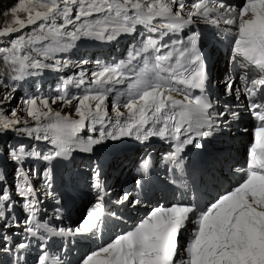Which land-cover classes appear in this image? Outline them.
Here are the masks:
<instances>
[{
	"label": "snow or ice",
	"instance_id": "obj_1",
	"mask_svg": "<svg viewBox=\"0 0 264 264\" xmlns=\"http://www.w3.org/2000/svg\"><path fill=\"white\" fill-rule=\"evenodd\" d=\"M3 14L11 20L0 27V255L9 259L0 264H27L34 244L36 264H71L66 257L75 238L100 240L111 219L124 220L107 204L143 203L127 191L112 200L103 165L93 162L96 202L78 225L41 219L45 197L61 204L56 168L73 153L94 154L123 138L175 141L166 159L187 186L181 155L186 146L201 148L200 140L241 119L228 102L217 108L208 91L212 80L202 49L221 37L229 38L234 65L246 70L242 88H234L231 76L223 81L224 95L239 99L243 93L246 104L239 107L255 122L244 166L234 169L232 185L204 207L194 199L157 205L79 264H264V0H16ZM121 36L142 37L126 59L67 56L82 40L108 43ZM92 63L89 71L85 66ZM68 68L79 71L62 78L55 94L21 96L12 105L22 81ZM194 90L199 94L193 96ZM55 104L69 112L62 114ZM85 129L88 135L81 136ZM36 142L51 147L45 152ZM34 160L47 162L42 191L32 181L36 169L27 167ZM9 162L15 175L6 190ZM150 166L144 158L141 178ZM60 179L71 183L74 177ZM16 197L23 201L19 209ZM19 212L23 218L13 219ZM60 213L56 208L57 219ZM57 237L64 241L63 255L47 250Z\"/></svg>",
	"mask_w": 264,
	"mask_h": 264
},
{
	"label": "rangeland",
	"instance_id": "obj_2",
	"mask_svg": "<svg viewBox=\"0 0 264 264\" xmlns=\"http://www.w3.org/2000/svg\"><path fill=\"white\" fill-rule=\"evenodd\" d=\"M134 42H138L139 43V41H140V37H137V38H135L134 40H133ZM87 46L85 47V49L87 50L86 51V54H88V52H90V50H92V49H94L93 47H90V45L89 44H86ZM96 46H97V44H96ZM131 50V49H130ZM97 54H98V56H99V59L100 60H104L105 58H106V56H105V54L104 53H99V52H97ZM126 57H127V55H126ZM90 66L91 67H93L94 65H93V63L92 64H90ZM65 70H67V72L68 73H65V71L63 72V73H59V74H57V73H52V72H48L49 73V75H50V80H51V82H53V83H55V82H59L60 83V80L63 78V79H67L68 77H71V76H73L76 72H78L77 71V68H68V69H65ZM67 74V75H66ZM40 80V79H39ZM39 80H37L38 81V85H37V81L35 80V86L33 87V88H31L30 89V94L27 92V90L26 89H23L20 93H19V95H18V97H17V99H14L13 101H12V105L13 106H15L16 105V103H17V101H18V99L21 97V96H26V95H34V94H40V93H42V90H47V88L48 87H44L43 85H41V86H39ZM52 83V84H53ZM21 88H23V87H21ZM48 93H46V95H47ZM110 100H111V98H110ZM109 112H111V104H109ZM53 108L55 109V110H59V111H61L62 112V114H66V113H68L69 112V108L67 107V106H63V107H61V105L60 104H55V105H53ZM14 141L13 140H11V139H9L8 140V143L9 144H11V143H13ZM40 149L41 148H43V146H38ZM45 152H47V150L45 151ZM40 163H44V164H40ZM92 164H93V162H84L83 164H82V168H83V171H80L79 169L77 170V174L76 175H74L73 177H74V179H73V181L71 182V184H64V187H65V189L68 191V192H70V191H75L76 193H79L78 191H80L81 193H80V195H83L84 197H85V195H84V193L85 192H87V193H91L92 192V190H90V188L87 186V183H82V181L81 180H79V178H77L78 177V174H80V173H88V174H90V178L92 179ZM10 165V166H9ZM12 164H11V162H9L8 163V165H7V173H8V180H7V183H6V190H10V188L8 187V186H10V185H12L13 184V180H14V175H15V167H13V166H11ZM46 165H47V162H45V161H43V160H34V161H30L29 163H28V167L29 168H35L36 169V171H37V173H38V175H35V177H36V186L38 187V189H40L41 191L43 190V187H44V185H43V180H44V177H43V171H44V169L46 168ZM123 170H124V168L123 167H121ZM56 170H57V168H56ZM68 176H69V174H68ZM67 176V177H68ZM104 176V175H103ZM102 176V179H103V181H104V183H105V180H106V178H107V174H105V178ZM120 176V173H118V174H116V175H114V177H113V171L109 174V180H110V182H109V185H110V183H111V181H113V180H118V177ZM66 177V178H67ZM57 185H58V179H57ZM121 185H123V183L121 184ZM59 188H57V190H58ZM59 191V190H58ZM16 200H17V205H16V208L17 209H19L20 208V205L23 203V201H21L20 200V198L19 197H16ZM44 204H50V207L48 208V210L49 211H51L53 214H56V208H58V207H60V205H62V201H61V204L60 205H56L55 204V202L54 201H52L51 199H49V198H47V197H45L44 198V202H43ZM18 216H21V219L23 218V216H24V213L23 212H19V213H17V215L15 216V218L14 219H16Z\"/></svg>",
	"mask_w": 264,
	"mask_h": 264
},
{
	"label": "trees",
	"instance_id": "obj_3",
	"mask_svg": "<svg viewBox=\"0 0 264 264\" xmlns=\"http://www.w3.org/2000/svg\"><path fill=\"white\" fill-rule=\"evenodd\" d=\"M16 3V0H0V27H3V26H5V24L7 23V22H9L10 20H11V16L10 15H8V16H6V15H4L3 13L4 12H6L12 5H14ZM28 30L27 29H25V32H27ZM75 48L70 52V53H68L67 54V56L68 55H70L71 57H73L74 55H75ZM69 57V56H68ZM44 75V74H43ZM32 78H34V77H29V78H27L26 80H24V81H22L21 82V84H23V85H25V84H28V82L32 79ZM44 84H45V82H44ZM29 85V84H28ZM30 86V85H29ZM56 88H57V86H55ZM20 89V88H19ZM19 89H18V91H19ZM17 91V92H18ZM55 91H56V89H55ZM73 91H74V89H73Z\"/></svg>",
	"mask_w": 264,
	"mask_h": 264
},
{
	"label": "bare ground",
	"instance_id": "obj_4",
	"mask_svg": "<svg viewBox=\"0 0 264 264\" xmlns=\"http://www.w3.org/2000/svg\"><path fill=\"white\" fill-rule=\"evenodd\" d=\"M110 108V107H109ZM111 114V113H110ZM81 136H87L88 135V132H87V129H85L83 132H81V134H80ZM136 149H140L138 146H136V147H132L131 148V150H132V153H131V155H134L136 152H135V150ZM134 153V154H133ZM144 153H146V151H143V153L141 154V155H143ZM149 153H150V151L149 152H147V154H145V156L142 158V160L144 159V158H147V156L149 155ZM152 163H153V160H152ZM62 164V162L61 163H59V165H58V168L60 167V165ZM127 166H129V164H127ZM150 177V175L148 174V176H146L145 178L146 179H148ZM110 190V189H109ZM110 191H112V190H110ZM112 193V195L111 196H114V194H115V192H111ZM82 213V212H81ZM81 213H79V215L81 214Z\"/></svg>",
	"mask_w": 264,
	"mask_h": 264
}]
</instances>
